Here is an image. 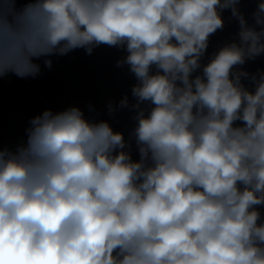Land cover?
<instances>
[{
  "label": "clouds",
  "instance_id": "clouds-1",
  "mask_svg": "<svg viewBox=\"0 0 264 264\" xmlns=\"http://www.w3.org/2000/svg\"><path fill=\"white\" fill-rule=\"evenodd\" d=\"M239 4L0 0V78L127 53L139 153L76 106L31 118L0 146V264H264V71L241 67L264 55V0L252 24ZM225 10L239 29L202 63Z\"/></svg>",
  "mask_w": 264,
  "mask_h": 264
},
{
  "label": "water",
  "instance_id": "water-1",
  "mask_svg": "<svg viewBox=\"0 0 264 264\" xmlns=\"http://www.w3.org/2000/svg\"><path fill=\"white\" fill-rule=\"evenodd\" d=\"M257 3L258 0H240L239 8L249 24L253 23L252 13ZM222 17L224 28L210 37L202 63H207L213 52L230 42L239 29L238 21L231 17L230 10H225ZM126 55L123 49L107 45L94 48L90 55L84 49H76L67 55L52 56L51 68L40 61L41 72L35 78L22 79L12 74L0 78V146L15 148L24 142L30 119L44 110L56 112L76 106L86 118L106 120L114 131L122 132L125 140L131 141L132 159L139 160L135 141L131 138L136 126V110L132 108L136 101L131 90L137 81L128 65H117V61ZM241 67L253 74L264 71V55L246 61ZM243 82L251 90L249 82ZM125 96L129 105L121 108L119 103ZM109 103L114 109L111 113ZM141 107L148 106L144 104ZM257 208L264 221V206Z\"/></svg>",
  "mask_w": 264,
  "mask_h": 264
}]
</instances>
